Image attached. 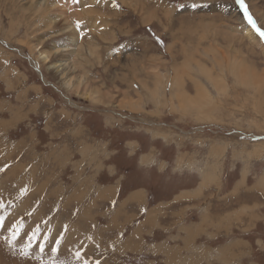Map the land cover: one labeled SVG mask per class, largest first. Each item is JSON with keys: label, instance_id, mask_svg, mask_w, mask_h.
<instances>
[{"label": "rangeland", "instance_id": "374dc122", "mask_svg": "<svg viewBox=\"0 0 264 264\" xmlns=\"http://www.w3.org/2000/svg\"><path fill=\"white\" fill-rule=\"evenodd\" d=\"M22 1L0 0V264H212L205 254L199 263L176 256L175 245L184 253L182 226L189 223L176 222L177 228L166 218L170 212L200 222L190 223L192 235L207 225L211 235L225 234L224 226L229 231L253 213L233 210L239 202H257L254 214L264 225V77L256 84L243 75H264V0H242L243 7L237 0H55L46 13ZM89 8L95 18L74 15ZM231 13L241 14L262 49L232 32L237 24L225 19ZM63 16L76 25L75 44L92 47V56L78 55L73 45L54 53L68 40ZM235 31L244 33L240 26ZM40 51L49 53L48 62ZM58 58L70 65L64 77L81 83L77 91L64 89L62 76L49 67ZM154 65L185 92L170 110L164 106L170 79L155 82ZM158 82L163 88L157 90ZM63 146L73 165L41 187L49 170H60ZM22 173L28 179L17 177ZM103 186L114 189L105 197L110 201L96 198ZM138 190L154 201L185 199L158 202L159 218L150 214L152 203L134 218L128 193L141 208L147 199ZM14 224L15 237L9 232ZM161 239L177 251L162 243L152 248Z\"/></svg>", "mask_w": 264, "mask_h": 264}, {"label": "crops", "instance_id": "0c3cea01", "mask_svg": "<svg viewBox=\"0 0 264 264\" xmlns=\"http://www.w3.org/2000/svg\"><path fill=\"white\" fill-rule=\"evenodd\" d=\"M117 187V186H116ZM137 191V190H136ZM139 192H141L140 194H142L143 196H145L142 193V190H138ZM133 191H131L129 196L130 198L128 199L129 201L131 200V203H129L131 205V208L133 209H128L130 212L134 213V218H136L139 214L142 213L143 210L145 209H149L148 208V204L152 206L151 208L155 207L156 205H158V202H161L163 204H168L169 202H174V204H176L178 201H181L183 198L185 199V197L181 198L179 197H175L173 196L171 199H167V200H162V201H154L151 197L145 196L146 202L145 204L141 207L138 206V204L134 201L131 195ZM108 194H105L103 196V198L106 197V195H111L112 193L107 192ZM140 194H138L140 196ZM136 194V192L134 193V197L137 198L138 196ZM176 195H180V194H176ZM116 198V196H114ZM177 199H175V198ZM174 198V199H173ZM104 200H111V199H104ZM239 206L234 208L233 210H241L244 211L246 209V212H251L253 209V213H248L247 218H242V221H240L241 223L239 225H235L233 227L230 226L229 231H227L226 226H224L223 230L226 232L225 234H215V235H211L214 232L212 231L211 228H208V225L206 227V229L204 230H199L198 232H196V234H191L192 231H190V228L192 225H190V223H200L199 221L193 220V221H188L187 222V214L186 212H181V211H172L170 212L169 216L166 217L170 220H172L174 225H177V228L189 223L188 225H184L182 226V229L185 230L186 229V234L185 232L183 233L182 237L185 242H187V244L185 245L184 253L183 251H179L180 247L179 245H175V247L178 249V251L174 248L173 249V245H171L170 243H167L166 240H157L155 241V243L152 242V248L155 247V244H159L162 243V246L164 249H166V247H169L171 250H175L177 251L176 256L180 255V256H184V255H191L193 259L197 260V263H199L201 261V258L204 257H209V260L212 262V264H244L242 261H246L245 264H260V256L264 258V225L260 224V217L256 216V210L260 211V208L258 207L257 202H250L247 203L246 201H241L239 202ZM160 208V206H158ZM157 207H155L154 209H152L150 211V214H152L153 216H155L157 218L161 217L162 215H160L159 213H157L158 211L156 210ZM196 210H199L197 208H195ZM133 210V211H132ZM157 211V212H156ZM205 211V208L204 210ZM138 214H136V213ZM188 212V211H187ZM230 212V211H229ZM227 212V215H230V213ZM238 213H240L238 211ZM143 214V213H142ZM146 214V213H145ZM242 214V213H241ZM147 215H145L143 217V221L147 219ZM241 216V215H240ZM238 216V217H240ZM256 216L257 219H253V217ZM244 217V215H243ZM133 218V217H132ZM156 218V219H157ZM206 219V218H205ZM134 221V219H132ZM208 220V219H206ZM158 221V219H157ZM176 222L182 223V225H178ZM153 224V221H152ZM151 224V227H152ZM262 226L263 228V232L262 234H260V227ZM201 227V226H199ZM126 229V228H125ZM154 230V228L152 229ZM163 231V230H162ZM120 232L121 231H117ZM123 232V231H122ZM165 234L168 233V231H163ZM177 234V233H176ZM181 234V232H180ZM189 234H191V236H189ZM180 237V235H178ZM135 239H139L138 236L134 235ZM202 239V240H201ZM192 240V242L190 241ZM190 241V242H189ZM212 241H217L218 243L211 245L209 243H211ZM202 242V243H201ZM202 250V255L200 253H198V251ZM192 253V254H191ZM163 256V254H162ZM179 257V256H178ZM178 257H175L176 259ZM208 260V261H209ZM248 260V261H247ZM175 263V262H173ZM168 264V263H166ZM172 264V263H169ZM264 264V262L262 263Z\"/></svg>", "mask_w": 264, "mask_h": 264}, {"label": "bare ground", "instance_id": "6f19581e", "mask_svg": "<svg viewBox=\"0 0 264 264\" xmlns=\"http://www.w3.org/2000/svg\"><path fill=\"white\" fill-rule=\"evenodd\" d=\"M23 1H25V0H23ZM23 1H22V3H23ZM55 0H27V2H26V4H28V7H27V9L28 8H31V9H35L36 8V11H41L42 13H46V12H49V11H51L52 9H54L55 7H54V5H56V3L54 2ZM91 1V0H90ZM123 3H126V1L125 0H121ZM132 1H134V0H132ZM89 2V1H88ZM249 2L250 3H252V4H255L254 3V0H249ZM138 3V2H137ZM131 4H132V2H131ZM143 8H145L144 7V5L142 6ZM134 8V7H133ZM140 8H141V6H140ZM135 9V8H134ZM139 10V9H138ZM153 10V9H152ZM81 11V10H80ZM140 11H141V9H140ZM238 11V10H237ZM137 12V11H136ZM98 13V12H97ZM135 13V12H134ZM143 13V12H142ZM142 13H140V14H142ZM152 13V12H151ZM155 13V12H154ZM74 15L75 16H79V17H81V18H84V16L86 15L88 18H90V17H93V18H95V16L97 15L96 14V10H94V9H92V8H89V9H84L83 11H81V12H75L74 13ZM258 15V14H257ZM100 16V15H99ZM151 16H152V14H151ZM155 16H156V14H155ZM154 16V17H155ZM234 16V17H233ZM260 16V15H259ZM72 17H73V15H72ZM106 16H104V18H105ZM153 17V16H152ZM63 20H64V22H65V26L63 27V29H64V31L63 32H66L67 34H66V36H67V38H68V40H66L67 42L66 43H64V44H61V46L60 47H57L55 50H54V53H58V52H62V51H66V50H68V48L67 47H69L70 45H73V46H77V48H76V52H77V54L79 53V51H82V50H84L85 52H87L88 53V55L89 56H92V54L94 53L93 51H92V47L90 48V47H88V46H83V45H81V43H79L78 45L77 44H75V41H76V36H75V33L76 32H74V26H76V25H74L73 26V28L71 27V25H70V23H69V20H67V19H69L70 17H68V16H63ZM109 18V17H108ZM149 18H151L150 16H149ZM259 18V17H258ZM85 19H86V17H85ZM200 19V18H199ZM202 19V18H201ZM221 19V18H220ZM226 21L227 22H230V23H236L237 24V26H234L233 28H234V31H232L235 35H239L238 37H241V38H244L248 43H250L253 47H255V48H259L260 47V44L258 43V39L256 38V36L250 31V29L247 27V26H245L244 27V25H242L243 24V20H242V18H241V14L240 13H238V14H234V13H231V14H229L228 16H226ZM78 20V19H77ZM90 20V19H89ZM94 20V19H93ZM79 21V20H78ZM92 21V20H91ZM95 21V20H94ZM236 21V22H235ZM76 22V21H75ZM144 22H145V20H144ZM201 22H202V20H201ZM34 26V25H33ZM239 26H240V28H242V30H243V34H242V36H241V34H239V33H237L235 30L236 29H239ZM35 27V26H34ZM189 29V28H188ZM253 31V30H252ZM62 32V33H63ZM108 32H106V34H107ZM110 33V32H109ZM101 34H99L98 33V36H100ZM105 35V34H104ZM109 35V34H108ZM108 37V36H107ZM66 38V39H67ZM104 38V37H103ZM86 40V39H85ZM99 40H100V38H99ZM106 40H108V38L106 39ZM110 40V39H109ZM108 40V41H109ZM99 42V41H98ZM149 42V41H148ZM77 43V42H76ZM97 44V43H96ZM98 45V44H97ZM70 48V47H69ZM261 49L263 48L262 46L260 47ZM75 50V49H74ZM97 50V49H96ZM252 50H255V49H253L252 48ZM97 52H99V51H97ZM73 53V52H72ZM59 55V54H58ZM78 55H80V54H78ZM97 55V54H96ZM95 55V56H96ZM39 56H40V58H41V60L42 61H44L45 63L46 62H48L49 61V53L48 52H44V51H40L39 52ZM57 56V55H56ZM97 57V56H96ZM53 58V57H52ZM85 58V57H84ZM98 58V57H97ZM77 59V58H76ZM130 59V58H129ZM132 59V58H131ZM51 60V59H50ZM57 60V59H56ZM236 61V60H235ZM152 62H154V60H152ZM163 63V62H162ZM133 64V63H132ZM155 65L157 64V63H154ZM34 65V64H33ZM153 65V64H152ZM155 65L154 66H152V70H151V73H152V76H153V79H155V82L156 81H164V82H169L168 80L170 79V92H169V98H164V102L166 103L164 106L165 107H168V109L170 110L172 107H173V105H172V100L173 99H177L178 101L182 98V97H184L185 96V92L184 91H182V89L180 88V85H176V83L174 82V84H172L173 83V81H172V78H169V77H160V75H159V73L158 72H156V70H154L155 69ZM159 65V64H158ZM239 65H240V63H239ZM72 66V65H71ZM130 66V65H129ZM136 66V65H135ZM49 67L50 68H52L53 70L55 69V73L56 74H60L61 76H62V81H63V83L62 84H60L64 89H66L67 91H71L72 90V87H74L73 89H75L76 88V86H77V84H81L80 82H78V81H76L74 78H72V77H64L65 75H66V73H65V70H69L68 68H70V65H69V63H67V60L66 59H62V58H58V60L57 61H54V62H51L50 63V65H49ZM132 67H134V66H132ZM182 67V66H181ZM230 67H232V68H234L235 70V72H240L239 71V67L240 66H238V64H236V62H232V64H231V66ZM200 68V67H199ZM245 68V67H244ZM200 70V69H199ZM172 71H174V69L172 70ZM201 71H203V70H201ZM233 71V70H232ZM67 72V71H66ZM133 72V71H132ZM234 72V73H235ZM202 73V72H201ZM207 73V72H206ZM249 73V72H248ZM132 74V73H131ZM174 74H175V72H174ZM207 75V74H206ZM243 75H244V77H253L252 79H254V83H256V84H260L261 82H262V80H263V78H261V77H264V75H262V74H258L257 72H252V74H251V72L249 73V74H246V72H243ZM151 76V77H152ZM182 76V75H181ZM204 76V75H203ZM74 77V76H73ZM173 77V76H172ZM176 77V76H175ZM210 77V76H209ZM8 78V77H7ZM177 78V77H176ZM175 78V79H176ZM84 80V79H83ZM180 80V79H179ZM153 81V80H152ZM178 81V80H177ZM182 81V80H181ZM181 81H180V83H181ZM160 82H158L157 84V90H158V87H161V83ZM85 83V82H84ZM163 83V82H162ZM156 84V83H155ZM163 85H165V84H163ZM172 85H175L176 87L175 88H173V90H172ZM182 85V84H181ZM148 88V87H147ZM161 88H163V87H161ZM177 88V89H176ZM71 89V90H70ZM88 90V89H87ZM176 90V92H174ZM74 91H77V89H75ZM85 91V90H84ZM72 92V91H71ZM81 92V91H80ZM88 92V91H87ZM154 92V89L151 91V93H153ZM76 93V92H75ZM82 93H84V92H82ZM86 93V92H85ZM155 93V92H154ZM83 95H85V96H88V98H89V100L90 101H92V102H94L95 100H96V98L95 97H92L90 94H83ZM82 95V96H83ZM90 95V96H89ZM110 95V94H109ZM157 95V94H156ZM84 96V97H85ZM86 98V97H85ZM102 101V100H101ZM181 101V100H180ZM183 101H184V99H183ZM199 102V101H198ZM97 103V102H96ZM132 103V102H131ZM164 104V103H163ZM114 113V112H113ZM28 138L30 139V140H32V141H34L33 139H34V134H32V135H29L28 136ZM20 142V141H19ZM23 142V141H22ZM25 142V141H24ZM23 142V144H25ZM37 142V141H36ZM17 143V142H16ZM30 144V143H29ZM14 145H17V144H15L14 143ZM13 145V146H14ZM19 145H20V143H19ZM8 146V145H7ZM12 146V147H13ZM26 146V145H25ZM11 147V146H10ZM21 147V146H20ZM31 147H32V145H31ZM57 147H59V145H57ZM56 147V148H57ZM55 148V149H56ZM95 148V147H94ZM11 149V148H10ZM13 149H14V147H13ZM33 150V149H32ZM99 150V149H98ZM53 151V150H52ZM79 151V150H78ZM61 152L62 153H64L65 154V156L63 157V163L62 162H60V161H56V165L57 166H59L60 167V170H53V172L51 173V171L49 170L48 171V173L47 174H45V177L47 178H45V179H42V181H40V184H41V187H42V185H43V183L44 184H46L50 179H52V176H53V174L54 173H56V172H59V173H61V172H63V171H65L66 169H67V167H71L72 165H69V163L68 162H66L67 160H65V159H68V156L70 155V153L68 152V149L66 148V147H64L63 146V148H62V150H61ZM82 152V154H83V156H82V160L84 161V160H87L88 161V155H89V152H88V154L84 151V150H82L81 151ZM56 153V152H55ZM52 155H53V152H52ZM59 156V155H58ZM51 158H52V156H51ZM54 158V157H53ZM52 158V159H53ZM141 158V157H140ZM33 159V158H32ZM35 159V158H34ZM42 159V158H41ZM80 159V160H81ZM43 160V159H42ZM70 160H71V158H70ZM91 160V159H90ZM94 160V159H93ZM93 160H92V162H93ZM49 161V160H48ZM99 161V160H98ZM76 162V161H75ZM146 162V161H145ZM72 163V162H71ZM86 163V162H85ZM100 163V162H99ZM83 164V163H82ZM153 164V163H152ZM51 165V164H50ZM49 165V166H50ZM61 165H62V168H61ZM87 165V164H86ZM100 165V164H99ZM85 166V165H84ZM89 166V165H88ZM150 166V165H149ZM17 167H19V168H23L22 166H20V164H18L17 165ZM25 167V166H24ZM80 167V166H79ZM98 167H100V166H98ZM36 167H32L29 171H30V177L29 178H31L30 180H32V179H34L35 178V174H36V172H35V170H37V169H35ZM50 168V167H49ZM53 168V167H52ZM74 168V167H73ZM92 168V167H91ZM15 169V168H14ZM83 169V168H82ZM81 169V170H82ZM22 170V169H21ZM80 170V172L76 175L77 177H83V174L85 173V171H86V169H83V171H81ZM76 171V170H75ZM74 171V172H75ZM10 172V171H9ZM64 173V172H63ZM9 174V173H8ZM28 174V173H27ZM76 174V173H75ZM95 174V173H94ZM7 176V175H6ZM15 176V175H14ZM40 176H43L42 174L40 175ZM58 176H60V174H58ZM89 176V175H88ZM17 177L18 178H26V179H28V177H26L23 173H22V175L21 174H19V175H17ZM56 177V176H55ZM86 177V176H85ZM90 178H92V175H90ZM5 179V178H4ZM41 179V178H40ZM78 179V178H77ZM74 180V179H73ZM81 180V179H80ZM84 180V179H83ZM82 180V181H83ZM206 181V180H205ZM14 182H15V180H14ZM89 182V181H88ZM99 182V181H98ZM54 183V182H53ZM80 183V182H79ZM81 184H82V182H81ZM81 184H80V186H81ZM99 184V183H98ZM84 185V184H83ZM69 186V185H68ZM64 187V186H63ZM54 188V187H53ZM56 188V187H55ZM66 188V187H65ZM79 188H81V187H79ZM91 189L92 187L90 186V187H86L85 186V188L83 189V191L85 190V189ZM97 188V193H96V198H97V200H99L100 198H103V196L105 195V194H108L107 192H109V193H113L114 192V189H113V187L111 188V187H106V186H103L102 187V189H100L99 187H96ZM33 189H35L36 191L38 190V185H36ZM52 189V188H51ZM56 190V189H55ZM57 190H59V187H58V189ZM62 190V189H61ZM75 190V189H74ZM34 191V190H33ZM29 192V191H28ZM96 192V191H95ZM41 193H42V191H41ZM62 193H63V191H62ZM82 192H80V194H81ZM55 194V193H54ZM136 194L138 195V193L136 192ZM50 195V194H49ZM53 195V194H52ZM61 195V194H60ZM82 195V194H81ZM85 195V194H84ZM83 195V196H84ZM78 196V195H77ZM82 196V197H83ZM139 196V195H138ZM138 196H137V198H138ZM141 196V195H140ZM53 197V196H52ZM79 197V196H78ZM88 197V196H87ZM91 197V196H90ZM60 198V197H59ZM81 198V197H80ZM71 201H73V200H71ZM100 201V200H99ZM97 204H95L94 203V200H92V203L90 204V207H95ZM117 205V204H116ZM124 204H122V206H123ZM117 207H118V205H117ZM96 208V207H95ZM1 209V208H0ZM40 210V209H39ZM128 210V209H127ZM112 211V210H111ZM118 213V212H117ZM84 214V213H83ZM86 215V214H85ZM109 215V214H108ZM113 215V214H112ZM116 215V214H115ZM123 215H125V214H123ZM115 217V216H114ZM118 217V216H117ZM129 218H130V215L128 216ZM89 218V217H88ZM110 218H112V217H110ZM131 219V218H130ZM129 219V220H130ZM117 219H115L114 220V222L116 221ZM127 221V220H126ZM151 221V223H152V220H150ZM150 221L148 220V223H146V224H150ZM124 222H125V219H124ZM69 223V222H68ZM80 224V223H79ZM110 224V223H109ZM126 224V223H125ZM65 225H66V223H65ZM110 226H112L111 224H110ZM114 226V225H113ZM141 228L142 227H140V228H138L137 229V231H136V233L135 234H138L139 232L138 231H141ZM67 233V232H66ZM93 233V232H92ZM91 233V234H92ZM67 235H68V233H67ZM132 237V236H131ZM130 239V238H129ZM133 239V238H132ZM91 246V245H90ZM131 246H133V244H131Z\"/></svg>", "mask_w": 264, "mask_h": 264}, {"label": "snow or ice", "instance_id": "6c2138e0", "mask_svg": "<svg viewBox=\"0 0 264 264\" xmlns=\"http://www.w3.org/2000/svg\"><path fill=\"white\" fill-rule=\"evenodd\" d=\"M238 3L241 4V7H243V2L242 0H237ZM245 17L249 20V23L253 24V27L255 28V24L254 22L252 21V19L247 15V13H245ZM257 31L259 32V29H257ZM260 35L264 36V32H261ZM3 218L0 217V222H2ZM14 229H17V225L14 224L12 225V228L9 229V232L12 233V236L15 237V236H18L19 235V232L18 230L16 231H13ZM33 239H34V236H33ZM57 243H59V241H57ZM30 246V245H29ZM40 250L43 251V244L40 245ZM53 251H55V249H53ZM26 254V253H25ZM77 255H79L77 253Z\"/></svg>", "mask_w": 264, "mask_h": 264}]
</instances>
